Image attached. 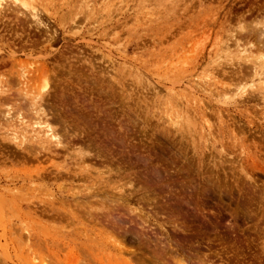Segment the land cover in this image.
<instances>
[{
    "label": "rangeland",
    "instance_id": "1",
    "mask_svg": "<svg viewBox=\"0 0 264 264\" xmlns=\"http://www.w3.org/2000/svg\"><path fill=\"white\" fill-rule=\"evenodd\" d=\"M25 3L0 13V264H264V0Z\"/></svg>",
    "mask_w": 264,
    "mask_h": 264
},
{
    "label": "bare ground",
    "instance_id": "2",
    "mask_svg": "<svg viewBox=\"0 0 264 264\" xmlns=\"http://www.w3.org/2000/svg\"><path fill=\"white\" fill-rule=\"evenodd\" d=\"M15 6L16 8H19V10H21L23 13H26L28 6H27V3H25V0H0V13H3V10L5 7H10V6ZM14 7V8H15ZM15 8V9H16ZM6 9V8H5ZM12 9V8H11ZM14 9V10H15ZM21 13V11H19ZM25 10V11H24ZM8 11V10H7ZM12 11V10H11ZM5 12V11H4ZM23 15V14H22ZM31 15L36 18V21H40V19L38 18V15L37 14H33L31 13ZM250 33L249 34H253L256 36V39H257V46H260L259 49L257 47V50L256 51H260V48L261 47H264V28H261V29H256L255 28H252L250 29L249 31ZM237 51L242 53V55L245 57V58H248L249 55H246L244 52H246L243 48H239V44H237ZM261 51H264L261 50ZM260 51V52H261ZM248 54V53H247ZM259 56H257L256 58H254L255 62L254 64L252 65V70H255V72L257 70H260L261 69V72L262 74L264 73V52H261L260 54H258ZM242 56V58H243ZM236 62V61H235ZM237 63V62H236ZM245 64V63H244ZM248 66V65H247ZM245 70V69H244ZM250 71V70H249ZM23 72V71H22ZM260 72V73H261ZM26 74V73H25ZM44 74V73H43ZM22 77V75H21ZM17 78V77H16ZM18 80V85L22 84L23 80L21 78H17ZM45 81V80H44ZM16 82V81H15ZM11 83V81H10ZM24 85V84H23ZM47 85L48 84H45L44 86V89H47ZM1 88V87H0ZM19 94L22 96V94L24 95L23 97H27L24 93L22 92H19ZM41 94V93H40ZM9 97V96H8ZM22 98V97H21ZM28 99V98H26ZM38 99V98H37ZM25 100V99H23ZM37 103L36 102H33V101H30V104L29 106H35V108H32L34 113L33 115L36 117V121H35V126H34V131H36V129L39 128V132H43L44 134V137H48L49 139H55L56 141V146H59V147H62V148H65L67 147L68 145H70L69 142H67L66 140V145L67 146H64L63 145V142H64V139L61 138V135L58 133V130H55L54 127H52L51 123L48 121V120H44L42 116L39 115V110L38 109V106L36 105ZM28 106V108H29ZM39 107H41L40 103H39ZM27 108V107H26ZM10 109V108H9ZM6 111V110H5ZM7 112V111H6ZM4 114V118H5V121L8 123V124H13V122L15 121L14 118H13V113L11 112V109L6 113ZM19 112V111H18ZM16 115V114H14ZM55 116V115H54ZM17 117L19 118L18 121L22 120L21 123H24V118L22 117L21 113L19 112V114L17 115ZM170 120V119H169ZM64 122V120H61L60 119V122ZM63 124V123H62ZM65 124V123H64ZM64 129L63 130H66V132H68L67 128L63 127ZM57 129V128H56ZM16 138H18L17 134L15 133L14 134ZM13 137V135H12ZM13 139V138H12ZM43 144V143H42ZM45 146V145H44ZM42 148V146H41ZM82 150V149H81ZM32 153V152H31ZM33 154V153H32ZM50 195V194H49ZM71 203V202H70ZM182 203V202H181ZM180 203V205L182 206V204ZM73 205V204H72ZM198 207V206H197ZM141 218V217H140ZM144 221V220H143ZM187 224V223H186ZM176 226V225H175ZM183 227V226H182ZM180 228V227H179ZM184 231V229H182ZM181 230V231H182ZM125 248V247H124ZM137 262V261H136ZM187 263V262H186Z\"/></svg>",
    "mask_w": 264,
    "mask_h": 264
}]
</instances>
